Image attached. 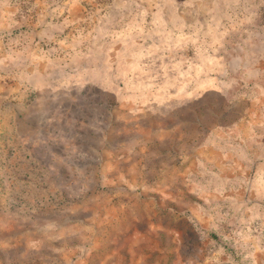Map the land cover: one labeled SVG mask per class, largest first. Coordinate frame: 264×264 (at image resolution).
Listing matches in <instances>:
<instances>
[{
	"label": "rangeland",
	"instance_id": "374dc122",
	"mask_svg": "<svg viewBox=\"0 0 264 264\" xmlns=\"http://www.w3.org/2000/svg\"><path fill=\"white\" fill-rule=\"evenodd\" d=\"M0 264H264V0H0Z\"/></svg>",
	"mask_w": 264,
	"mask_h": 264
}]
</instances>
